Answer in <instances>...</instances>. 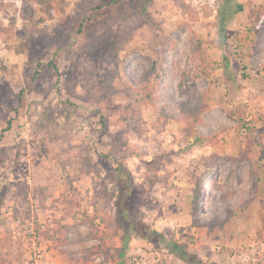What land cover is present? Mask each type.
<instances>
[{
	"label": "rangeland",
	"instance_id": "obj_1",
	"mask_svg": "<svg viewBox=\"0 0 264 264\" xmlns=\"http://www.w3.org/2000/svg\"><path fill=\"white\" fill-rule=\"evenodd\" d=\"M108 1L0 0V264H186L133 232L119 256L117 164L127 220L207 264H264V0Z\"/></svg>",
	"mask_w": 264,
	"mask_h": 264
},
{
	"label": "trees",
	"instance_id": "obj_2",
	"mask_svg": "<svg viewBox=\"0 0 264 264\" xmlns=\"http://www.w3.org/2000/svg\"><path fill=\"white\" fill-rule=\"evenodd\" d=\"M118 2H119L118 0H109L108 2L99 3L93 9H98L107 4L118 3ZM222 2L226 9L234 5L235 8L233 7L234 9L233 12H239L243 9L242 5L237 3L235 0H222ZM221 12L222 10H220V14H219L221 20H220L218 29L220 33H223L225 22L229 20L230 16L226 13L222 14L223 12L222 13ZM140 15L145 22L149 23L152 26H155V22L153 21L151 15L148 13L145 4H142V6L140 7ZM192 49L194 51L193 55L196 56V60H197L196 63H197L199 72L203 75L206 74L205 69H206L207 60L205 56L202 55L201 41L198 37L195 36V34L193 35ZM162 73H163L162 66L160 65L158 60H154L150 68L149 81L146 82L145 84L143 83L141 86L142 95L144 97L147 96V99H148L147 101H149V97H148L149 92H145L144 90L147 89L148 87L154 88L157 81L162 76ZM147 84H149L150 86H147ZM22 92L23 90L20 91V93ZM206 95H207V90L201 92L198 96L199 100L197 101V104H195V106L191 107L190 109L182 113V117L185 121L198 117L201 111H203L207 107L206 100H205ZM214 167H215V164L211 163V166L208 168V170H206L203 173L202 178H201L202 181L210 179L212 175V171H213L212 169ZM125 170H127L125 167H123L121 164H117V171L119 172L117 186H118V194L120 198L127 191L126 190L127 188L130 189L132 187L129 181L130 174H127V177H126L125 176L126 174H124ZM200 185H201V182H199L198 186H196V188L193 190L194 195L192 199V205L194 207V210L197 209V202H198L199 195H200L198 188ZM120 198L116 201V204H115L117 215L119 218L118 219L119 224L123 230V237H122L123 245H122V249L119 252V256L124 255V248L127 247L129 239L131 237V232H133L136 235V237H139V238L151 239L153 241H156V240L162 241L170 253L176 255L179 259L183 260L186 264H207L203 262L196 254L188 250L187 246L184 243L177 242V240L175 239L166 238V236L163 233L150 229L149 226H147L143 221H133L130 219L127 220L125 218V215L123 214L124 208L119 203ZM215 228L216 227L213 226L210 230L212 229L214 230Z\"/></svg>",
	"mask_w": 264,
	"mask_h": 264
},
{
	"label": "built area",
	"instance_id": "obj_3",
	"mask_svg": "<svg viewBox=\"0 0 264 264\" xmlns=\"http://www.w3.org/2000/svg\"><path fill=\"white\" fill-rule=\"evenodd\" d=\"M31 244H32V246L35 244V242L34 241H31Z\"/></svg>",
	"mask_w": 264,
	"mask_h": 264
}]
</instances>
